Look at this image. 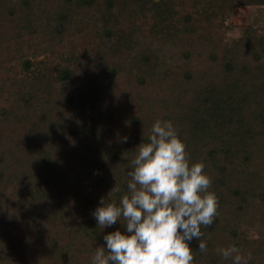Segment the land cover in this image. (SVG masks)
I'll return each mask as SVG.
<instances>
[{
  "label": "trees",
  "instance_id": "obj_1",
  "mask_svg": "<svg viewBox=\"0 0 264 264\" xmlns=\"http://www.w3.org/2000/svg\"><path fill=\"white\" fill-rule=\"evenodd\" d=\"M47 1L0 0V200L21 177L34 237L51 253L43 264L67 261L66 200L83 211L127 192L157 119L173 123L218 201L201 226L207 251L190 242L192 264H232L217 250L233 244L242 264H264V32L250 24L231 38L225 25L264 0H52L44 11ZM95 31L100 44L85 52ZM129 99L142 111L119 117ZM83 182L96 191L81 194ZM74 227L91 239L101 228L92 215Z\"/></svg>",
  "mask_w": 264,
  "mask_h": 264
},
{
  "label": "clouds",
  "instance_id": "obj_2",
  "mask_svg": "<svg viewBox=\"0 0 264 264\" xmlns=\"http://www.w3.org/2000/svg\"><path fill=\"white\" fill-rule=\"evenodd\" d=\"M136 149L127 192L118 203L101 197L91 213L98 226L119 220L124 231L117 228L105 234L91 264H192L190 242L197 239L199 251L206 252L201 226L212 225L217 215V197L209 191L211 178L202 163H190L186 145L170 120L157 119L148 142ZM119 191L116 184L110 193ZM217 251L232 264L245 259L234 244Z\"/></svg>",
  "mask_w": 264,
  "mask_h": 264
},
{
  "label": "rangeland",
  "instance_id": "obj_3",
  "mask_svg": "<svg viewBox=\"0 0 264 264\" xmlns=\"http://www.w3.org/2000/svg\"><path fill=\"white\" fill-rule=\"evenodd\" d=\"M51 1L52 0L47 1L46 4L43 5L44 11L49 7ZM250 24L253 25L259 33L264 32V7L262 5L241 4L237 6L235 8V14L225 21V25L230 27L233 26L226 31V35L231 38L242 36L243 33L246 34L248 31H241V27ZM69 32L72 33L74 37L78 36L72 31ZM95 44H100V39L99 36L96 35V31L94 36L87 38L86 42L81 46L85 48V52H89V48ZM103 51L104 49L94 51L100 53L96 55V59L92 57L93 54L91 55V63L84 71L88 77H91L90 74L93 73V66H98L97 58L99 55H102ZM81 53L84 52L82 51ZM125 79L131 78L126 76ZM126 80L125 82H127ZM151 89H155V86ZM143 107L142 100H139L137 104L131 99L122 100V108L119 109L121 111L119 117H128L133 113L135 114L137 110L141 112ZM86 185L87 186L84 188L83 182L81 194L88 195L90 192L96 191V186L92 184ZM25 186L21 177L16 175L11 176L9 180H7L6 196H3L0 200V264L51 263L49 257L51 253H46L43 245L39 244L38 238L34 237L35 232L33 228L35 229L36 223H34L29 216L30 210H25L23 204L28 194L25 191ZM81 208V206L76 204L73 207L71 199L66 200L65 217L67 218V222L63 224L64 228H62L66 231V236L60 242L61 245H65L66 247L64 259L67 261L65 264H91L90 258L94 255L96 248L103 246L105 243L103 236L117 229L115 225L105 228L101 226L98 238L91 239L88 236V231H79L75 229L74 225L81 217L92 215L91 213L94 211V207H84L83 211H81Z\"/></svg>",
  "mask_w": 264,
  "mask_h": 264
}]
</instances>
